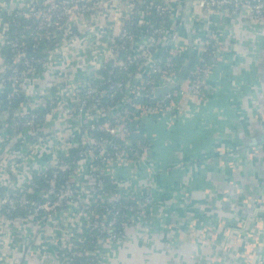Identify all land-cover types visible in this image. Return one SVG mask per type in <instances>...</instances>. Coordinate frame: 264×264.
Segmentation results:
<instances>
[{
	"label": "built area",
	"instance_id": "built-area-1",
	"mask_svg": "<svg viewBox=\"0 0 264 264\" xmlns=\"http://www.w3.org/2000/svg\"><path fill=\"white\" fill-rule=\"evenodd\" d=\"M122 1L115 23L104 21L97 32L103 56L83 80L59 76L55 88L31 89L25 81L66 64L79 34L110 16L113 0H24L0 12V93L6 99L0 109V264H31L32 257L44 264H123L118 246L129 239L128 230L148 241L156 219L166 215L154 196L156 183L134 187L123 170L146 156L141 126L147 117H168L177 103L209 89L222 43L209 35L193 39L195 63L176 87L156 96L154 89L168 85L189 56L173 29V0ZM189 1L207 13L225 8L236 16L247 7L253 17H264V0ZM43 38L52 42L47 52L27 55V43ZM21 92L24 100L13 107ZM8 142L15 143L9 151L3 149ZM146 173H155L152 164ZM192 236L230 264L227 243H212L200 231Z\"/></svg>",
	"mask_w": 264,
	"mask_h": 264
},
{
	"label": "crops",
	"instance_id": "crops-1",
	"mask_svg": "<svg viewBox=\"0 0 264 264\" xmlns=\"http://www.w3.org/2000/svg\"><path fill=\"white\" fill-rule=\"evenodd\" d=\"M22 1L0 0V12ZM113 3L109 19L79 34L66 64L25 85L55 88L59 76L83 80L105 52L97 32L102 22L115 23L114 9L123 1ZM173 20L188 53L201 35L218 38L222 48L201 98L177 103L170 116L155 114L142 123L149 149L123 173L132 176L134 187L155 182L154 196L166 215L156 219L157 231L148 241H137L129 229V239L118 246L119 258L123 264H226L213 245L192 236L200 231L212 243H227L230 264H264V17H253L247 7L232 16L225 8L207 13L189 0H173ZM0 135H5L1 116ZM13 147L8 142L3 149ZM149 164L155 173H146ZM255 208L261 210L254 217ZM31 264L44 263L32 257Z\"/></svg>",
	"mask_w": 264,
	"mask_h": 264
},
{
	"label": "trees",
	"instance_id": "trees-1",
	"mask_svg": "<svg viewBox=\"0 0 264 264\" xmlns=\"http://www.w3.org/2000/svg\"><path fill=\"white\" fill-rule=\"evenodd\" d=\"M145 1H148L149 2L150 0H145ZM132 29H133V31H136L135 28L132 27ZM33 44H34V42L33 43L32 42L27 43L26 48H25L26 54L27 55H33V56H42V55H44L47 52V50L49 49V47L52 45V42L49 39L43 38L41 41H39L38 43H36L35 46ZM2 53L4 54V57H5L4 62H8L11 59V54L5 48L3 49V52ZM186 54H188V52ZM204 56H205V58L207 60H210L211 59L210 53L209 54H205ZM176 60H177V62L179 64H182L183 63V59L182 58L181 59L180 58H177ZM194 63H195V55H194V53H192L190 67H192ZM103 69H106V68H102V70L99 71V74H102V76L105 75V73H106V71L103 70ZM92 80L97 81L96 79H92ZM120 98L121 97H119L116 100V103L120 101ZM22 100H24V93L23 92H21V95H19L18 97H16V98L13 99V104H12L13 107H16L17 104L20 101H22ZM142 101H148V97L144 96L142 98ZM5 104H6L5 92H2V93H0V109L4 108L5 107ZM133 127H134V124H131V128H133ZM71 151H73V150H71Z\"/></svg>",
	"mask_w": 264,
	"mask_h": 264
},
{
	"label": "water",
	"instance_id": "water-1",
	"mask_svg": "<svg viewBox=\"0 0 264 264\" xmlns=\"http://www.w3.org/2000/svg\"><path fill=\"white\" fill-rule=\"evenodd\" d=\"M192 48L189 49V56L188 59L186 60L185 63H183L179 69V71L177 72V74L173 77V79L171 80V82L168 85H164L161 87H157L154 89V95L158 96L161 94L166 93L167 91H169L170 89L176 87V85H178L186 76L188 70H189V66L191 64V58H192Z\"/></svg>",
	"mask_w": 264,
	"mask_h": 264
},
{
	"label": "rangeland",
	"instance_id": "rangeland-1",
	"mask_svg": "<svg viewBox=\"0 0 264 264\" xmlns=\"http://www.w3.org/2000/svg\"><path fill=\"white\" fill-rule=\"evenodd\" d=\"M105 17H106V16H105ZM105 17H102V18L104 19ZM107 17H109V15H108Z\"/></svg>",
	"mask_w": 264,
	"mask_h": 264
}]
</instances>
